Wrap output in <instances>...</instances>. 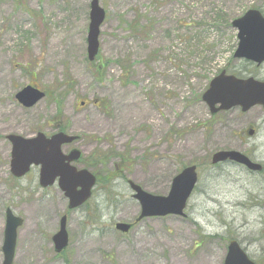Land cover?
Returning <instances> with one entry per match:
<instances>
[{
  "label": "rangeland",
  "instance_id": "1",
  "mask_svg": "<svg viewBox=\"0 0 264 264\" xmlns=\"http://www.w3.org/2000/svg\"><path fill=\"white\" fill-rule=\"evenodd\" d=\"M90 3L0 0V264L7 209L24 220L14 264H224L232 240L264 264V171L211 166L215 152L228 150L264 166V110L212 116L202 100L223 71L264 80V64L234 58L231 27L248 10L264 13V0H100L106 20L94 62ZM28 85L46 93L32 109L15 98ZM56 125L79 137L64 151L82 152L80 168L120 172L111 186L98 180L78 210L57 185L40 188L37 168L20 180L10 172L7 136L51 134ZM97 152L105 153L100 173L87 162ZM189 165L198 166L199 182L186 218L115 230L141 212L128 181L167 196ZM65 215L69 246L56 254L52 237Z\"/></svg>",
  "mask_w": 264,
  "mask_h": 264
},
{
  "label": "water",
  "instance_id": "2",
  "mask_svg": "<svg viewBox=\"0 0 264 264\" xmlns=\"http://www.w3.org/2000/svg\"><path fill=\"white\" fill-rule=\"evenodd\" d=\"M90 24L87 36V54L90 62H94L100 50V30L106 12L100 5V0H92L90 5ZM237 30L238 46L234 54L235 59L253 62L258 66L264 63V16L256 9L247 11L242 17L232 22ZM45 98V93L37 87L27 86L17 95L18 102L32 108ZM203 102L208 106L210 114L215 116L239 108L242 113H248L254 107L264 109V81L253 77L242 79L221 72L209 84L202 96ZM253 130L249 132L252 136ZM12 145L11 172L16 178H22L29 173L32 166L40 167L39 184L42 188L53 186L56 182L68 200L69 210H76L86 204L93 195L97 178L87 169L79 170L73 163L82 158L78 149L64 154L63 147L71 145L78 140L72 136L59 132L48 138L39 133L35 138L26 139L21 136L8 137ZM212 165L234 163L245 167L251 172H261L263 167L254 163L245 154L230 150L219 151L211 158ZM198 183L197 166L184 168L172 181L167 196L153 195L142 189L139 185L129 181L133 191V198L138 201L141 213L137 222L145 218H164L168 216L186 217L187 203ZM24 220L15 216L8 209L6 212L5 237L2 252L3 264H13L17 248L18 230ZM116 230L128 233L133 224L118 223ZM55 252L61 254L69 245L67 231V216L60 221V228L52 238ZM224 264H255L242 249L237 241H231Z\"/></svg>",
  "mask_w": 264,
  "mask_h": 264
},
{
  "label": "trees",
  "instance_id": "3",
  "mask_svg": "<svg viewBox=\"0 0 264 264\" xmlns=\"http://www.w3.org/2000/svg\"><path fill=\"white\" fill-rule=\"evenodd\" d=\"M234 75H236V74H234ZM236 76L242 77L241 74H237ZM61 130L66 132V129H61ZM103 155H105V153L97 152V153L92 154L89 158H87V162L92 165V168L95 166L94 167L95 171H99V173L101 172V170H99L98 168L101 167L102 159L104 158ZM101 173L98 174V176H97L98 180L102 181L105 184L110 183V186L112 185V182L116 177H120L119 176L120 172L117 169L113 170V172H109V173L107 172L106 176H104V177H101Z\"/></svg>",
  "mask_w": 264,
  "mask_h": 264
},
{
  "label": "flooded vegetation",
  "instance_id": "4",
  "mask_svg": "<svg viewBox=\"0 0 264 264\" xmlns=\"http://www.w3.org/2000/svg\"><path fill=\"white\" fill-rule=\"evenodd\" d=\"M23 107V106H22ZM25 108V107H24ZM25 109H27V108H25ZM32 109V108H31ZM60 131V129H59V127L56 125L55 127H54V129H53V132L51 133V134H46V136L49 138V137H52L54 134H56L57 132H59ZM8 137L9 136H7V141H9V139H8ZM32 137H34V136H32ZM27 138H30V137H27ZM9 143H10V141H9ZM10 146H11V150H12V145H11V143H10ZM69 151V150H68ZM67 151V152H68ZM10 158H11V152H10ZM33 169V168H32ZM32 169H31V171H32ZM38 169V174H40V169L39 168H37ZM30 171V172H31Z\"/></svg>",
  "mask_w": 264,
  "mask_h": 264
}]
</instances>
